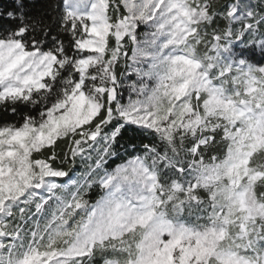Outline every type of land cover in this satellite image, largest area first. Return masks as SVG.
Wrapping results in <instances>:
<instances>
[{"label":"snow or ice","instance_id":"snow-or-ice-1","mask_svg":"<svg viewBox=\"0 0 264 264\" xmlns=\"http://www.w3.org/2000/svg\"><path fill=\"white\" fill-rule=\"evenodd\" d=\"M0 264H264V0H0Z\"/></svg>","mask_w":264,"mask_h":264}]
</instances>
